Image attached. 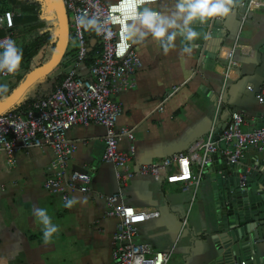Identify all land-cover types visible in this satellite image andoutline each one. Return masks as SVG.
I'll return each mask as SVG.
<instances>
[{
	"label": "crops",
	"instance_id": "1",
	"mask_svg": "<svg viewBox=\"0 0 264 264\" xmlns=\"http://www.w3.org/2000/svg\"><path fill=\"white\" fill-rule=\"evenodd\" d=\"M248 1L233 0L232 13L214 20L208 38L209 28L195 25L201 37L190 55L181 52L183 43L179 38L167 54L151 39L132 45L142 67L133 76V87L111 96L122 109L115 129L133 131L132 142L123 139L118 144V150L129 155L128 171L185 152L206 135L215 119L221 129L233 112L243 113L247 122L244 131L260 127L264 104L257 103L255 93L264 90V8L261 0H254L258 6L246 13L241 25L246 10L240 4ZM159 3L156 0L150 5L158 7ZM28 5L24 0H6L1 9L13 12L16 25L22 15L20 8ZM56 21L52 22L57 27ZM87 35L89 46L96 47L94 34ZM76 47L75 40H69L59 64L46 74V80L40 77L24 96L37 101L51 93L56 79L62 80L75 62ZM24 96L19 103L24 102ZM219 98L222 106L214 117ZM104 133L98 125L74 127L66 133L67 140L75 145L68 173L87 170L91 178L87 193L67 192V198H88L85 204L72 209L63 207L62 196L44 190L54 159L51 149L20 151L13 157L14 165H7L6 157L0 156V254L8 256L9 264H113L117 221L106 216L104 198L120 194L124 205L159 213L157 219L139 226L138 240L154 251H171L169 264L215 263L222 248L220 242L214 241V245L209 237L217 225L212 215V220L207 219L201 200L196 201L198 196L191 201L192 190L184 191L181 184L150 177L134 176L121 186L114 167L101 159ZM247 156L254 158L251 151ZM194 202L197 208L189 220L186 206ZM33 207L46 208L58 225V232L48 241L42 238V225L32 215ZM254 250L258 258H264V238Z\"/></svg>",
	"mask_w": 264,
	"mask_h": 264
},
{
	"label": "built area",
	"instance_id": "2",
	"mask_svg": "<svg viewBox=\"0 0 264 264\" xmlns=\"http://www.w3.org/2000/svg\"><path fill=\"white\" fill-rule=\"evenodd\" d=\"M60 1L70 29L69 40L74 39L77 45L75 62L64 72L59 85L51 93L27 104L19 101L12 108L0 112V156L6 157L7 165H14L13 157L20 151L49 148L54 159L43 184L44 190L59 194L63 202L67 192L87 193L91 181L88 171H67L75 145L67 140L66 133L74 127L98 125L105 131L102 162L114 167L116 180L121 186L134 176L150 177L154 181L165 180L181 184L184 191L192 190L193 201L202 180L208 175L217 206L234 196L242 205L241 209L248 213L254 229L264 228V157H261L264 156V116L259 119L260 127L244 131L247 122L243 113L233 112L221 129L217 128L214 120L206 135L191 144L185 152L144 165L135 172L128 171L126 164L129 155L120 152L118 144L123 139L132 142L133 131L128 128L115 129L122 109L111 100V96L133 87V76L141 69L142 63L133 46H121L118 32L110 40L92 33L97 46L90 47L88 32L77 28L75 17L81 11L91 13L102 9L106 12L108 4L100 0ZM145 2L153 4L156 0ZM4 3L6 0H0V41L6 38L15 41L14 14L8 9H1ZM240 6L246 10L240 19L242 25L246 13L258 5L254 0H249ZM260 6L264 8V0H261ZM231 55L228 54L230 64ZM18 75V70L14 73L0 71L1 84L7 85ZM247 90L255 93L251 87ZM255 99L263 105L264 90L256 92ZM221 106L219 98L215 105L216 113ZM133 151L134 147L131 146L129 152L132 154ZM250 151L254 154L251 160L247 156ZM104 201L106 216L117 221L113 264H169L171 251H154L148 243L138 240L139 226L157 219V211L124 205L120 194L105 197ZM259 242L260 239L251 237L238 258L233 255L236 252L233 249L225 250L227 260L231 259L227 264H258L254 248ZM220 264H225V261H220Z\"/></svg>",
	"mask_w": 264,
	"mask_h": 264
},
{
	"label": "clouds",
	"instance_id": "3",
	"mask_svg": "<svg viewBox=\"0 0 264 264\" xmlns=\"http://www.w3.org/2000/svg\"><path fill=\"white\" fill-rule=\"evenodd\" d=\"M232 4L233 0H160L158 7H153L145 0H110L106 12L81 11L75 17V24L78 29L105 40L118 32L122 47L141 45L151 39L165 54L176 47L179 38L183 43L181 52L190 55L195 41L201 37L195 25L228 17L233 11ZM22 59V50L13 39L0 41V71L16 72ZM6 91L7 85L0 84V93ZM5 99L1 98L0 102ZM87 199L75 195L64 198L63 207L72 209L85 204ZM32 215L42 225L45 241L58 232V225L53 223L46 208L33 207ZM0 264H9L8 256L0 254Z\"/></svg>",
	"mask_w": 264,
	"mask_h": 264
},
{
	"label": "water",
	"instance_id": "4",
	"mask_svg": "<svg viewBox=\"0 0 264 264\" xmlns=\"http://www.w3.org/2000/svg\"><path fill=\"white\" fill-rule=\"evenodd\" d=\"M50 1L55 7V12L60 27L58 49L49 64L30 72L26 76L24 81L19 85L14 95L0 102V112H3L15 106L21 100L24 94L28 91V89L31 88L37 82V80H39L40 77L46 75L60 62V59L63 55L67 43V22L61 1L60 0H50ZM211 22H212L211 24L209 22H206L204 24H197L209 28L207 38L211 35V31L214 25V20ZM205 46L206 45L203 46V49H205ZM215 201L216 199H214V202ZM241 206L242 205L237 201V198L234 196H231L229 199L224 200V202H221L219 206L215 204L218 232L230 231V236L233 238V240L236 243L235 248L232 249L236 252L239 251L237 252V254L236 252L233 251L234 252L233 255L235 256V258L236 257L238 258V254L240 253V251H242L244 245L247 242H249L251 237L255 240L258 239L261 240L264 238V228L254 229V226L252 225V223L248 218L247 215L248 213H246V211H243L241 209ZM227 249L230 248L229 247H225L224 249L222 248L220 250L221 253L219 258L215 261V263H211V264H220V261H225V264L230 262L231 259L227 260L228 258H226L227 253H224L225 250ZM257 263L264 264V258L261 259L258 258Z\"/></svg>",
	"mask_w": 264,
	"mask_h": 264
},
{
	"label": "trees",
	"instance_id": "5",
	"mask_svg": "<svg viewBox=\"0 0 264 264\" xmlns=\"http://www.w3.org/2000/svg\"><path fill=\"white\" fill-rule=\"evenodd\" d=\"M42 12H46L43 9V4L41 1ZM40 6L37 2L29 4L26 6V11L34 12V17L29 18L21 15L16 20V25L14 27V39L17 42V46L22 50L23 59L19 66V75L17 76L18 82L10 89H7L6 92L0 93V99L5 97L6 99L10 98L16 91L14 89L18 88L21 84V81L25 79V77L32 72L34 69L41 68L49 64L53 58V49L55 44L58 42L57 32L60 31L59 24L57 23V27L54 24L55 28L52 30L51 27L53 24V19H43L39 17V12H41ZM19 26V27H18ZM22 29L23 33H18L19 29ZM2 33L0 32V36ZM47 46L50 47L49 53L46 55L45 48ZM43 56H47L46 58ZM35 63V66H34ZM47 76L44 75L40 79L46 80ZM61 78H57L55 85L58 86ZM60 80V81H59ZM54 83L53 86H54ZM29 92V91H28ZM30 95V94H29ZM24 103H30L34 99L27 97V94L24 96ZM43 98V97H42ZM40 98V99H42ZM39 100V99H37Z\"/></svg>",
	"mask_w": 264,
	"mask_h": 264
},
{
	"label": "rangeland",
	"instance_id": "6",
	"mask_svg": "<svg viewBox=\"0 0 264 264\" xmlns=\"http://www.w3.org/2000/svg\"><path fill=\"white\" fill-rule=\"evenodd\" d=\"M12 1H15V0H12ZM24 1L27 2L28 4H32L34 2H37L39 6L41 5V3L39 2L41 0H24ZM42 2H43L42 3L43 4V9L46 12H42V8L40 6L41 12H39V17H41V18H43L45 20H47V19H53V20H57L58 21V18H57L56 12H55V7L53 6L52 2L50 0H42ZM20 10H21L20 13L23 16L29 17V18L34 17V12L29 11V10L26 11V7L20 8ZM52 26L53 27H51V28H52V30H54V28H55L54 24H52ZM22 31L23 30L20 28L19 31H18V33H21ZM57 33L58 34L56 36L57 37L56 40L58 42L54 46L53 53H52L53 57H54V55H55V53H56V51L58 49V46H59L60 31H58ZM69 38H70V29H69V27H67V42H69ZM49 51H50V47L47 46V48H45L46 55L49 53ZM63 55H64V52H63ZM43 57H45V56H43ZM56 73H57V71L55 72L54 75H56ZM23 81H21V83ZM17 82H18V78H16L14 81L12 80L11 82H8L7 83V88L8 89L12 88ZM16 90H17V88L14 89V91H16ZM218 114H219V112L217 111V113H216V108H215V115H214V117L215 116L217 117ZM261 157H264V156H261ZM176 191H178V190H176ZM190 194H191V192H190ZM197 196L198 197H197V200L196 201H198L199 199L201 200L202 207H203V211H205V213L207 215V219L208 220H210V219L212 220V218H213L214 223H216V225H217V221H216V209H215L213 188H212V185H211L210 177L208 175H206L204 177V179L202 180L201 187L198 190ZM196 208H197V202H196V204L194 202L191 205V207H190V204L188 206H186V211L188 210V212H189L188 214L190 215L189 216V220H191V218L193 217ZM211 215H212V218H211ZM209 239L213 241V244L214 245L216 244L214 241H216L217 243L220 242L219 244H220L221 248H223V249L225 247H229L230 248L229 249L230 251L232 250V248H235V245H236L235 241L230 236V231L218 232V229L217 228H216V230H213V235H211L209 237ZM257 247H258V250L259 251L262 250V247H260V245H258Z\"/></svg>",
	"mask_w": 264,
	"mask_h": 264
}]
</instances>
